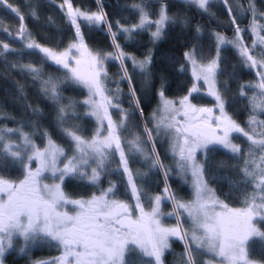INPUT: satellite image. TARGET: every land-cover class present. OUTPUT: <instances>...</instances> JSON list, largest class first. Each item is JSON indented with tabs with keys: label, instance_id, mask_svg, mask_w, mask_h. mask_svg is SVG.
Returning a JSON list of instances; mask_svg holds the SVG:
<instances>
[{
	"label": "snow or ice",
	"instance_id": "6c2138e0",
	"mask_svg": "<svg viewBox=\"0 0 264 264\" xmlns=\"http://www.w3.org/2000/svg\"><path fill=\"white\" fill-rule=\"evenodd\" d=\"M185 2L204 12L209 10L211 4V0H185ZM224 3L227 5L228 0H224ZM0 4H6V0H0ZM7 7L19 18L20 27L15 34L8 29H4V32L13 39L22 40L25 49L38 52L42 54L43 59L51 60L67 69L66 79L87 88L89 98L83 101V104L88 106L85 115L95 117L100 127L91 140H85L75 129L66 126L68 120L76 116L72 104L59 107L58 127L73 142L77 153L71 159L65 157L68 162L62 169L57 167V159L64 156V150L52 140L47 131L42 132L47 140V146L41 149L33 142L32 136L20 128L0 129V142L5 141L7 134L14 133H18L23 141V146L10 142L0 144V161L10 159L13 164L19 163L24 166L23 179L18 182L0 176V264H3L6 251L14 247L15 237H21L24 241V247L20 248L21 253H25L31 244L37 242L48 243L62 250L59 256L41 261L39 264H141L138 257L132 256L137 250L140 256L152 258L155 264H163L164 253L170 248V237L184 242L181 264H197L195 254L202 252L211 253L213 257L218 258L209 261L208 264H253L248 256L249 247L256 243L264 247V230H262L264 227V120H257L256 115L253 114L249 119L250 132L245 131L232 120L225 110V99L222 95L227 89L217 88V77L224 75L220 67L221 46L231 44L238 49L245 67L260 69L257 71L259 82L255 85H242L239 92L244 96L245 87L258 88L260 95L251 99L253 112L255 113L257 109L264 111V35H260L258 30L264 26L257 23V10L254 4L249 3L248 8L245 9L253 17L248 30L257 37L251 48L244 43L242 34L246 30L240 27L232 8L228 7L231 23L235 28V38L228 40L225 36L216 33V56L207 64L198 61L195 48L184 53V60L192 66L194 80H203L204 84L208 85V95L215 99V109L219 111V115L214 114L213 108L198 107L192 102L193 93L200 91L195 83L188 94L179 99V107L177 102L165 98L163 84L159 92L163 108L160 110L161 115L153 114L157 134L164 131L171 137V150L173 155L178 157L176 163L180 173L186 174L190 171L195 178V199L184 203L170 193L167 185L169 170L160 162L154 143L152 155L155 158L152 159L151 166L163 169L164 191L168 193L167 198H170L174 204V210L169 215L179 216L176 210L183 209L192 220L193 227L190 234L183 229L179 219L175 227H164L161 224L160 196L154 198L151 211H145L142 190L137 187L129 167V154H140L148 159V153L138 136L124 141L128 145V152H125L120 130L126 128L130 113L124 110L119 102V90L117 93H107L104 84L107 77L105 60H119L122 79L128 81L131 98L139 109L136 89L132 85L124 62L131 60L134 68L147 75L152 62L151 56L137 60L125 53L116 42L117 32L112 30V25L108 22L102 7L97 12H86L74 8L71 0H63L60 8L65 11L66 18L75 29V41L67 50L59 53L37 43L27 32L24 16L17 8L11 5ZM133 7L139 13V23L125 27L117 22L118 31L126 34L125 38L130 39L133 33L154 25L152 38L155 41L161 37L168 23L175 22L167 14L166 5L161 6L158 18L154 20L143 3ZM31 15L37 18L35 10ZM80 20L87 25H107L116 51L104 54L92 53L85 43L81 24L78 22ZM196 32L199 34L201 29L197 27ZM258 45L259 58L256 55ZM73 49L80 54V58L75 59V67H70L69 58ZM14 51L15 49L8 43L2 44L3 53ZM21 67L34 79H41V69L37 66L28 64ZM180 71H185L183 64ZM42 91L54 102L59 103V90L51 78L42 80ZM95 97L100 99L97 101ZM109 108L118 110V115L121 117L119 123L112 119ZM33 111L35 116L40 115L38 109ZM104 121H107V135L99 139ZM145 132L151 141L152 131L145 128ZM233 132L245 136L250 142L241 172L244 184H251L253 191L245 196L244 206L241 208L229 207L216 196L204 179L206 154L214 150V146L219 145L234 156L245 154L240 145L230 139V134ZM112 150L119 155L120 168L127 177L128 187L135 200L134 206L114 198L117 186L111 181L106 190H102L99 195L94 194L87 200L72 199L64 193L61 185L65 178L98 184L106 170L109 157L113 155ZM198 151L205 153V161L197 159ZM33 160L39 163V167L35 170L31 168ZM88 169H91L90 173ZM44 171H50L59 182L51 186L43 184L39 177ZM66 205H73L78 211L70 214L68 210H63ZM134 210L139 212L137 218H133ZM142 264H152V261H144Z\"/></svg>",
	"mask_w": 264,
	"mask_h": 264
},
{
	"label": "trees",
	"instance_id": "16d2710c",
	"mask_svg": "<svg viewBox=\"0 0 264 264\" xmlns=\"http://www.w3.org/2000/svg\"><path fill=\"white\" fill-rule=\"evenodd\" d=\"M71 2L74 8L86 12H97L102 7L108 22L112 25V30L117 32L116 42L121 49L137 60H143L149 55L152 58L147 75L138 68H134L131 60L124 62L132 85L136 89L139 109L131 98L128 81L122 79L120 61L106 59L104 62L107 71V77L104 80L107 93H117L119 90V102L122 108L130 113L126 128L120 130L124 140H128L133 135L146 139L139 113L141 114L142 111L141 115L146 125L151 127L149 115L158 103L162 84L167 99L179 100L188 94L194 81L189 64L184 60V53L193 48L197 49V59L201 63H206L216 56L215 33L229 38L235 31L228 14V7L232 8L240 27L246 30L242 35L244 43L249 48L253 42V34L248 30L253 17L250 12L245 11L249 3L254 4L257 10V23L264 26V15H260L264 13V0H230L231 3L228 5L222 1H211L207 12L179 0H71ZM62 3L63 0H6V4H0V129L20 128L29 133L33 142L41 149L46 146V139L42 132L47 131L52 140L64 150L65 156L70 157L75 148L73 142L58 127L59 107L72 104L76 116L68 120L66 126L75 129L84 139L90 138L96 130V123L85 115L87 106L83 104V101L86 99V91L65 78L64 68L43 59L42 54L38 52L25 49L22 40L13 39L4 32V29H8L15 34L20 27L19 18L7 7L11 5L24 16L27 32L37 43L56 52L62 51L75 41V29L66 18L65 11L60 8ZM141 3L146 6L153 20L158 18L161 6L166 5L167 14L175 21L164 27L158 40L153 41L152 38V32L155 31L154 25L133 33L130 39L125 38L126 34L118 31L117 22L125 27L139 23V13L133 6ZM33 10L36 11L37 18L32 17ZM78 22L81 24L85 43L92 53L104 54L116 51L107 25H87L82 20ZM197 27L201 29L199 34L196 32ZM259 31L260 35H264V27ZM3 43H8L15 51L3 53ZM256 55L260 57L259 47ZM220 60L224 75L217 77V88L227 89L222 92L225 110L245 131L250 132L249 119L253 114L256 115L257 120H264V111L257 109L254 113L251 103L252 97L259 96L260 91L255 87H245L246 94L241 96L239 90L242 85L257 84V75L242 64L240 56L230 45L221 47ZM28 64L41 69V79H34L21 67ZM182 64L185 66L183 72L180 71ZM49 78L58 87L59 103L54 102L42 91V80ZM192 102L200 107L211 108L214 105L211 98L197 93H193ZM34 109L39 110V116H35ZM110 113L112 119L119 123L121 117L118 115V110L114 108ZM12 138L14 141L20 139L18 133ZM232 140L240 145L245 154L234 156L221 147L214 146V150L206 154L204 177L217 197L229 207L241 208L244 206L245 196L253 191L251 184H244L241 172L250 142L246 137L239 135H234ZM145 146L149 149L148 151H151L147 139ZM155 148L162 164L168 166L170 159L164 155L159 141L155 142ZM131 158L129 167L135 173L138 172L136 173L139 178L137 183L142 190L143 207L148 209L155 196H165V182L158 167L150 168L148 161L140 159L138 155ZM198 159L205 161V153L199 154ZM0 176L18 182L23 179L24 171L20 164H13L9 159L0 161ZM110 181L117 186L114 198L134 206L135 200L132 198L127 178L122 172L116 170L104 172L99 183L95 185L81 179L65 178L62 190L72 199L88 198L94 194L99 195L109 186ZM168 185L170 193L178 201L182 202L191 198L190 189L176 177L175 172L169 175ZM171 202L169 199L163 200L162 220L164 224L175 227V218L169 215L173 212ZM178 211L183 229L187 231L189 225L184 213L180 209ZM169 243L170 248L164 253L163 264H181L184 242L171 237ZM58 253L59 250L56 248L47 246L32 247L23 254L12 250L4 255L3 264H33L35 261L56 256ZM132 256L138 257L141 264L151 260L140 256L138 250L132 253ZM204 256L195 254L197 264H200ZM248 256L253 261L264 263V247L258 243L252 244L248 249ZM151 261L155 264L153 260Z\"/></svg>",
	"mask_w": 264,
	"mask_h": 264
},
{
	"label": "rangeland",
	"instance_id": "374dc122",
	"mask_svg": "<svg viewBox=\"0 0 264 264\" xmlns=\"http://www.w3.org/2000/svg\"><path fill=\"white\" fill-rule=\"evenodd\" d=\"M179 1H181V2H184V3H186L185 2V0H179ZM211 1H222V2H224V0H211ZM229 3H231L230 2V0H228V4ZM188 4V3H187ZM227 4V5H228ZM190 5V4H189ZM193 6V5H192ZM195 8H197L196 6H194ZM198 9V8H197ZM251 23H252V18H251V21H250V24H249V26L251 25ZM249 26H248V29H249ZM154 29H155V26H154ZM259 30V29H258ZM235 32V31H234ZM251 32V31H250ZM260 32V31H259ZM252 33V32H251ZM216 34V33H215ZM220 34V33H219ZM222 35V34H221ZM224 36V35H223ZM226 37V36H225ZM228 40H233L235 37H234V33L232 34V36H230L229 38L228 37H226ZM255 39H257V37L256 36H254L253 35V40L252 41H254ZM74 42V41H73ZM73 42H71L64 50H62V51H59V52H64L65 50H67L68 48H69V46L73 43ZM217 42V41H216ZM253 43V42H252ZM226 45H230L231 47H233L231 44H225V45H223V46H226ZM223 46H221V47H223ZM259 47V45L257 46V48ZM235 50H236V52L238 53V55L240 56V53H239V51H238V49L237 48H235V47H233ZM58 52V53H59ZM76 58H80V54L79 53H77L76 51H75V49H73L72 50V54L70 55V58H69V63H70V67H75L76 65H75V59ZM240 58H241V56H240ZM257 58H259V56H257ZM241 60H242V58H241ZM49 61H51V60H49ZM51 62H53V61H51ZM209 62V61H208ZM208 62H206V63H203V64H207ZM54 63V62H53ZM201 63V62H200ZM59 66H61V65H59ZM62 67V66H61ZM63 68V67H62ZM189 68H190V74H191V76H192V78H193V75H192V66L189 64ZM248 69H250V70H252V71H254L255 72V74L257 75V71H259L260 69H253V68H249V67H247ZM65 71H66V73L68 72V70L67 69H64ZM259 76H257V83L259 82ZM193 81H194V83L196 84V86L200 89V91L197 93V94H201V95H205V96H207V97H209V98H211L212 99V101H213V103H214V105H213V107H211V108H213L214 109V114L215 115H219V111L218 110H216L215 109V104H216V102H215V99L212 97V96H210V95H208V85H206V84H204V82H203V80H200V81H196V80H194V78H193ZM75 85H77V84H75ZM77 86H79V87H81V88H83L85 91H86V99H88L89 98V92H88V89L87 88H85V87H83L82 85H77ZM257 90L258 91H260L258 88H257ZM95 99L98 101L100 98L99 97H95ZM167 99V98H166ZM168 100H171V99H168ZM171 101H175V102H177V107H179V104H178V101L179 100H171ZM198 107H200V106H198ZM163 108V101L161 100V97L159 98V100H158V103H157V105H156V107L154 108V110L150 113V115H149V120H150V123H151V127H148L147 125H146V123H145V120L143 119V117H142V115L139 113V115H140V117H141V119H142V124H143V129H144V134H145V137H146V139H147V141H148V143L150 144V147H151V151H148L149 149L145 146V141H146V139H144L142 136H138L139 138H140V140L142 141V143H143V146H144V148L146 149V151H147V153H148V159H145V157L143 156V155H140V154H129L130 155V159H129V165H130V161H131V156L133 157H135V155H138V157L140 158V159H142V160H144V161H148V163H149V167L150 168H154V167H152L151 165H152V159H154L155 157H153V155H152V145H153V143L155 144V142L156 141H159V143H160V145H161V147H162V149H163V151H164V155H166V156H168L169 157V159H170V164L168 165V166H164V168L165 169H168L169 170V174H168V177H169V175L171 174V173H173V172H175V175H176V177L183 183V184H185V185H187V187L190 189V192H191V198L189 199V200H186V201H182V202H184V203H188V202H191V201H193L194 199H195V188H194V181H195V178L192 176V174H191V172L189 171V172H187L186 174H182V173H180V171H179V169H178V167H177V163H176V161H177V159H178V157H176V156H174L173 155V153H172V150H171V137L166 133V132H164V131H161L159 134H157V130H156V121L153 119V114L155 113V114H157L158 116L159 115H161V109ZM114 108H109V112H111L112 110H113ZM87 111H88V106H87ZM228 114V113H227ZM88 116V115H87ZM228 116H230L229 114H228ZM89 118H91V119H93L94 120V122L96 123V130H95V132H94V134L90 137V138H88V139H85V140H91L95 135H96V132H97V129L100 127V125H99V123H98V121L96 120V118L95 117H92V116H88ZM231 117V116H230ZM178 119H181L180 117H178ZM231 119L232 120H234L232 117H231ZM115 121V120H114ZM235 121V120H234ZM115 122H117V121H115ZM236 122V121H235ZM118 123V122H117ZM237 123V122H236ZM238 124V123H237ZM145 128H147V129H149V130H151L152 131V140L151 141H149V139H148V136H147V133L145 132ZM106 129H107V121H104V127L101 129V134H100V137H99V139H102L104 136H106L107 135V131H106ZM13 135H16V133H14V134H7L6 135V139H5V141L4 142H10V143H12V144H14V145H21V146H23V141L21 140V139H19V141H14L13 140V138H12V136ZM234 135H239V136H243V135H241V134H239V133H235V132H233V133H231L230 134V139H232V137L234 136ZM121 137H122V135H121ZM134 137H136V135H133L131 138H129L128 140H131V139H133ZM245 137V136H244ZM124 141H126V140H124L123 139V137H122V146L125 148V152L127 153L128 152V145L126 144V143H124ZM4 142H0V144H2V143H4ZM232 142H233V140H232ZM45 143H46V146H47V140L45 141ZM234 143V142H233ZM36 144V143H35ZM37 145V144H36ZM45 146V147H46ZM216 146H219V145H216ZM219 147H221V146H219ZM222 148V147H221ZM223 149V148H222ZM224 150H226V149H224ZM113 151V155H111L110 157H109V159H108V161H107V163H106V170L104 171V172H107V171H114V170H116V171H119V172H122V169L120 168V164H119V155H118V153H115L114 152V150H112ZM226 151H228V150H226ZM155 152L157 153V150H156V148H155ZM229 152V151H228ZM204 152L203 151H198L197 152V154H196V156H197V159H198V155L199 154H203ZM158 154V153H157ZM74 155H77V153H76V151L74 150V153H73V155H71L70 157H67L68 159H71ZM65 153H64V156H60V157H58V159H57V167L58 168H63L64 167V165L68 162L67 161V159H65ZM153 157V158H152ZM159 157V156H158ZM159 160H160V158H159ZM199 160V159H198ZM161 162V161H160ZM90 163H92V161H90ZM162 163V162H161ZM19 164V163H18ZM21 165V167H22V169H23V171H24V166L22 165V164H20ZM37 167H39V163H38V161H35V160H33L32 162H31V168L33 169V170H35ZM93 167H95V164L93 163ZM159 170H160V172H161V175H162V178H163V180H164V182H165V176H164V171H163V169H161V168H158ZM88 171H89V173H90V171H91V169H88ZM132 172H133V178L135 179V181H136V183H137V181H138V174H136V173H138V172H134L133 170H132ZM123 173V172H122ZM104 174V173H103ZM102 174V175H103ZM126 176V175H125ZM102 177V176H101ZM127 178V177H126ZM39 179H40V181L43 183V184H48L49 186H51V185H53V184H55V183H58L59 181L52 175V173L50 172V171H44L42 174H41V176L39 177ZM204 179H205V177H204ZM85 182H87V183H89L88 181H86V180H84ZM89 184H91V183H89ZM93 185V184H92ZM167 185H168V179H167ZM61 187H62V185H61ZM137 187L139 188V186H138V183H137ZM209 187V186H208ZM108 188V187H107ZM106 188V189H107ZM168 188H169V185H168ZM210 188V187H209ZM106 189H104V190H106ZM159 196V195H158ZM156 197V196H155ZM154 197V198H155ZM161 197V205H160V211H161V207H162V202H163V200H165V199H169L170 201H172L170 198H167L168 197V193H166L165 194V196H160ZM91 197H88V198H78V199H85V200H87V199H90ZM154 198L152 199V203H151V206H150V208H148V209H146V208H144L145 209V211L146 212H150L151 211V208L154 206L153 205V200H154ZM172 203V209L174 210V204H173V201L171 202ZM130 206H132V205H130ZM63 210H68L69 211V213L70 214H74L75 213V211H78V209H75L74 208V206L73 205H66L65 207H64V209ZM219 210V209H218ZM177 212H179L178 211V209L176 210ZM180 211L182 212V213H184V216H185V219L187 220V222H188V225H189V228H188V232H189V234L191 233V231H192V227H193V225H192V220H191V218L188 216V214L183 210V209H180ZM161 213H162V211H161ZM139 216V212H138V210H134L133 211V218H137ZM174 218H175V221H176V224H177V219H179V221L181 222V224H182V221H181V219H180V217L179 216H176V215H172ZM163 215H161L160 216V221H161V224L164 226V227H174V226H170V225H166V224H164V222H163ZM171 238V237H170ZM169 238V239H170ZM13 244H14V247L12 248V249H9L8 251H6V253H8V252H10V251H12V250H16L17 252H19L20 254H23V253H21V251H20V248H22V247H24V241H23V239L21 238V237H15L14 238V241H13ZM45 247V246H47V247H53L52 245H50V244H48V243H43V242H37V243H34V244H31L30 245V247L29 248H27L26 250H25V252L28 250V249H30V248H32V247ZM130 247H132V246H130ZM53 248H56L57 250H59V253L56 255V256H53V257H57V256H59L60 254H61V249L60 248H58V247H53ZM5 253V254H6ZM200 255H205L204 257H203V260H200V264H208V262L209 261H215V260H217L218 258H215V257H213L212 256V254L211 253H207V252H202V253H199ZM53 257H50V258H46V259H42V260H38V261H35L33 264H39V262H41V261H46V260H49V259H51V258H53ZM147 258H149V259H151V260H153L152 258H150V257H147ZM163 259V258H162ZM250 259V258H249ZM251 260V259H250ZM252 262H253V264H264V263H260V262H256V261H253V260H251ZM153 262L155 263V261L153 260Z\"/></svg>",
	"mask_w": 264,
	"mask_h": 264
},
{
	"label": "flooded vegetation",
	"instance_id": "af4514ba",
	"mask_svg": "<svg viewBox=\"0 0 264 264\" xmlns=\"http://www.w3.org/2000/svg\"><path fill=\"white\" fill-rule=\"evenodd\" d=\"M5 179H7V178H5ZM9 180V179H8ZM11 181H13V180H11Z\"/></svg>",
	"mask_w": 264,
	"mask_h": 264
}]
</instances>
